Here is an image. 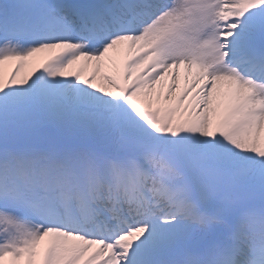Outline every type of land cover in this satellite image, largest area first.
<instances>
[{
    "label": "snow or ice",
    "instance_id": "snow-or-ice-1",
    "mask_svg": "<svg viewBox=\"0 0 264 264\" xmlns=\"http://www.w3.org/2000/svg\"><path fill=\"white\" fill-rule=\"evenodd\" d=\"M0 264H264V0H0Z\"/></svg>",
    "mask_w": 264,
    "mask_h": 264
},
{
    "label": "rangeland",
    "instance_id": "rangeland-1",
    "mask_svg": "<svg viewBox=\"0 0 264 264\" xmlns=\"http://www.w3.org/2000/svg\"><path fill=\"white\" fill-rule=\"evenodd\" d=\"M11 69V62L5 65V71H9Z\"/></svg>",
    "mask_w": 264,
    "mask_h": 264
},
{
    "label": "bare ground",
    "instance_id": "bare-ground-1",
    "mask_svg": "<svg viewBox=\"0 0 264 264\" xmlns=\"http://www.w3.org/2000/svg\"><path fill=\"white\" fill-rule=\"evenodd\" d=\"M182 87H183V81H181L180 86L177 89V92H179L180 88H182Z\"/></svg>",
    "mask_w": 264,
    "mask_h": 264
}]
</instances>
